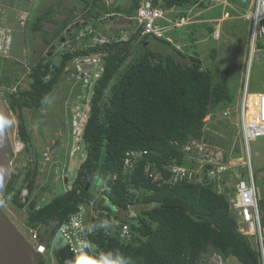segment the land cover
<instances>
[{"label": "trees", "instance_id": "1", "mask_svg": "<svg viewBox=\"0 0 264 264\" xmlns=\"http://www.w3.org/2000/svg\"><path fill=\"white\" fill-rule=\"evenodd\" d=\"M81 1L85 3L84 7L90 5L88 13L92 16L100 15V10L129 15L139 6V0L121 4L115 0L108 6L96 1ZM194 1L151 0V3L168 9L181 8ZM49 10L43 14H48ZM82 14L90 15L83 11ZM44 15L36 16L33 30L41 29L40 21ZM75 16L70 9L50 36L43 31L45 43L52 45L51 39L55 37L56 40ZM140 30L126 39L116 32L102 30L107 41L97 42L88 49L60 52L58 63L42 54L29 67L28 87L3 93L11 109L17 112L18 138L27 148L31 142L22 111L28 108L36 113L44 106L71 59L81 54L101 55L102 70L93 87L82 132L86 156L76 169L70 187L37 207L39 196L32 193L36 187L38 153L32 147V162H29L32 166L26 169L23 184L16 188L17 175L11 174L1 191L2 197L6 199L11 195L25 208L26 224L39 237L52 221H55L54 233L87 200H93V209L115 212V219L128 224L129 238L126 240L119 232L120 225L108 227L91 217L92 227L87 236L92 247L80 251L71 264H76L82 256L97 262L110 257L122 258L128 264H199L202 253L208 250L223 258L234 256L242 264H261L258 249L237 230L225 196L214 192L211 184L198 186L182 181L172 187L167 184L156 186L143 177L141 164L131 174L122 176V159L129 149H147V158L157 163L173 157L181 162L178 145L191 137L206 134L202 131L204 117L216 107L225 108L233 102L227 84L224 81L214 83L210 72L201 67L197 55H184L172 48L179 57L187 58L184 62L172 53H161L144 46L148 36L170 44L152 33L139 38ZM232 156L239 157V150ZM93 174H99L96 180L91 178ZM113 174H116L115 179L111 177ZM22 188L27 190L23 200L20 199ZM49 188L48 185L41 186L42 191ZM137 203L146 207L136 211L135 217L121 218L117 214L125 215L128 205ZM53 256L55 264H62L55 250ZM44 258L39 264H45Z\"/></svg>", "mask_w": 264, "mask_h": 264}, {"label": "rangeland", "instance_id": "2", "mask_svg": "<svg viewBox=\"0 0 264 264\" xmlns=\"http://www.w3.org/2000/svg\"><path fill=\"white\" fill-rule=\"evenodd\" d=\"M94 1L100 4L98 0ZM116 1L119 4L125 1L127 3V0ZM241 1L249 0H225L219 3H214L212 0H196L181 8L172 7L173 10L164 13L165 20L161 19L159 22L162 27L161 37L167 40L170 45L148 36L144 46L161 53H172L175 58L184 62L187 61V58L179 57L173 52L172 48L178 49L184 55H197L201 60V67L210 72L214 83L224 81L227 84L233 99L230 106L234 107L235 102L240 99L243 84L246 83V91L249 93L264 91V59L258 60L254 55H250L248 51L249 24L244 19L245 12L238 6ZM82 5L83 1L81 0H32L29 9L24 12L26 16L24 15L21 20V24L24 23L23 25H9L8 23V26H4V24H0V115L2 121L9 122L5 129L11 143V148L6 152L7 179L11 174L17 175L15 187H21L26 169L32 166L29 162H32L31 149L33 147L38 153L36 187L32 193V195L38 194L39 196L37 207H40L61 191L62 185L59 179L61 162L64 157L67 158L68 153L65 151V147L59 145L54 149L52 144L54 145L53 142L58 137V133L65 132L67 121H71L72 116H78L85 111L86 106L89 104V95L88 93L77 95L75 91H71L69 89L72 83L71 78L67 80L66 74L62 73L43 107L36 113L28 108L22 111L25 129L31 142L25 148L18 138L17 112L11 109L3 93L18 87H28L30 81L27 75L29 67L42 54H45L47 59L52 60L54 63H58L57 54L61 50L57 48V44L55 45L57 43L54 40L55 37L51 39L52 45H47L43 39V31L50 36L53 29L61 23L70 9L76 7L72 12L73 15L75 13L77 15L82 12L80 10ZM47 9L49 13L44 15L43 13ZM8 10L10 19L13 12L11 9ZM41 14L44 15L40 21L41 29L33 30L32 23L36 16ZM114 21L105 22L102 29L107 30L109 33L116 32L123 39L128 38V35L133 33L134 26L131 22L127 23L120 19ZM112 28H114L113 32ZM67 64L70 65L71 60ZM248 103L251 111L259 108L261 110H258V112L264 111V94H249ZM223 111L224 108L218 106L203 119L208 123L211 122V126H207L208 129L205 128L209 142L221 147L228 156H232V153H235L238 149L240 156L243 157L242 139L237 126L238 112H235L234 108L229 114H224ZM82 152L85 155V148L80 146L70 156V162L67 164L68 185L72 183L78 165L84 160L85 156L81 155ZM248 152L256 185L260 220L264 223V136L250 139ZM45 153L48 154V158L44 157ZM241 161L239 160V163L235 166L238 171L226 175L230 186L235 184L237 177H241L246 172V169L242 168V164H240ZM40 168L42 170H39ZM98 176L99 174H93L91 178L96 180ZM44 185H48L50 188L47 191H42L41 186ZM24 189L22 188L20 192L21 200L27 194L26 192L24 195ZM98 201H101V199L98 198ZM130 207L138 212L146 205L137 203ZM0 210L20 234L26 240H29V229L31 228L26 224L28 214L25 208L18 205L11 195L4 199L0 194ZM87 211L89 212V210ZM113 214L115 212L101 209L93 210V216L97 219V222L108 227H112ZM117 214H120V212ZM88 227H92L90 218L88 219ZM247 238L251 246L258 249L259 241L257 243L256 238L251 235ZM32 244L34 245V243ZM45 253L47 254V257L44 258L45 264H51L47 249ZM52 259L55 264V258ZM199 264L242 263L234 256L223 258L213 250H208L202 253Z\"/></svg>", "mask_w": 264, "mask_h": 264}, {"label": "built area", "instance_id": "3", "mask_svg": "<svg viewBox=\"0 0 264 264\" xmlns=\"http://www.w3.org/2000/svg\"><path fill=\"white\" fill-rule=\"evenodd\" d=\"M88 1L92 2L94 0ZM114 1L98 0L100 5L103 6H108L114 3ZM212 1L219 3L225 0ZM87 6L90 7V5ZM171 8L163 9L157 5H152L151 0H139V6L129 15L111 10L105 12L100 10V15L92 16L93 14L88 13L89 8L87 7L85 12L90 15L80 14V16L70 22L63 32L58 35L59 37L57 36V43L55 45L57 44V48L63 52L74 51L78 48L88 49L87 47L95 45L97 42L102 43L107 41L108 37L101 33L103 30L102 25L110 20L116 21V19L124 20L127 23L131 22L134 26L133 32L140 28L139 38L145 33H152L156 37L162 38V27L159 22L161 19L165 20L166 16L164 13L173 10ZM244 19L249 24L248 51L256 59H264V0H251L249 8L244 13ZM85 37H88L87 40H84ZM121 38L123 39V37ZM100 56L97 53L81 54L71 59V64H67L64 67L67 80L71 78L70 80L72 82L69 89L75 91L77 95H80V93H88L89 101L95 81L99 77L102 69ZM85 64H92V67L82 68ZM252 93L264 94V91ZM252 93L247 92L246 83L243 84L238 105H234V107L229 105L223 111L224 114H229L232 108H234V111L238 112L237 126L242 139L243 157L228 156L221 147L210 143L205 128L207 126L210 127L211 122L208 123L205 120L202 131L206 134H203L199 138L191 137L181 145L175 142L178 145L179 151L182 153L181 162H177L176 158L173 157L170 160L168 159L167 161L157 163L147 158V149H129L124 153L122 159L121 174L123 177L127 176L141 164L143 177L147 178L150 183L156 186L167 184L169 187H172L182 181L198 186L211 184L214 192L225 196L230 214L234 217L236 215L237 230L243 235L254 236L257 243L259 241L258 251L260 253L261 264H264V227H262L260 221L256 185L248 152L249 140L264 136V111H251L248 103V95ZM89 109L90 105L88 104L84 112H81L78 116H72L71 121H67L65 132L62 134L58 133V137L53 142L54 145L52 144L54 149L59 145L65 147L64 149L68 153L67 158L64 157L62 159L59 176L60 184L62 185L61 191L63 192L70 187L67 180V164L70 162V156L80 146H83L81 145L83 143L82 132ZM81 155L85 156L83 152ZM45 156L48 158L47 153L44 154ZM239 160H242L240 164H242V168L246 169V172L245 174L242 173L243 175L241 177H237L235 184H231L230 186L228 185L226 175L238 171V169H235V166H237ZM39 170L42 169L40 168ZM111 177L115 179L116 174H113ZM26 192L27 190L24 189V195ZM130 206L128 205L125 215L120 213L119 216L121 218L122 216H126L128 219H131L136 216L135 210ZM93 207V200L85 201L79 205L78 210L72 212L58 227V230L62 232V236L65 238V243L69 246V250L74 256H77L80 251L90 246L87 236L90 230L88 227V219L91 217L94 218ZM86 208H89L87 209L89 212ZM118 225H120L119 232L121 236L127 240L129 238L128 224L124 222L120 223L119 220L113 217L112 226ZM29 237L34 242L35 248L42 252V257L47 256L45 251L46 249L48 250L50 262L53 264V246L50 244L45 250L42 249L38 243V236L32 229H29Z\"/></svg>", "mask_w": 264, "mask_h": 264}, {"label": "water", "instance_id": "4", "mask_svg": "<svg viewBox=\"0 0 264 264\" xmlns=\"http://www.w3.org/2000/svg\"><path fill=\"white\" fill-rule=\"evenodd\" d=\"M92 64H85L82 68H90ZM0 121H2L0 115ZM11 148L5 126L0 127V194L7 180L8 164L6 152ZM55 221H52L42 236L39 245L47 246L53 234ZM51 244L62 264H71L74 260L69 246L60 230L55 231ZM42 259L41 251L35 250L20 234L6 215L0 210V264H39Z\"/></svg>", "mask_w": 264, "mask_h": 264}, {"label": "crops", "instance_id": "5", "mask_svg": "<svg viewBox=\"0 0 264 264\" xmlns=\"http://www.w3.org/2000/svg\"><path fill=\"white\" fill-rule=\"evenodd\" d=\"M31 1L32 0H0V24H4V26H8V23L9 25H23L24 23L21 24V20L24 18V15L26 16L24 12H27V9H29ZM250 3L251 0L244 2L241 1L238 6L241 7V9L245 12L246 8L250 6ZM8 9H11L13 12V15L10 19L8 16ZM235 103L236 104L234 105H238L239 101Z\"/></svg>", "mask_w": 264, "mask_h": 264}, {"label": "clouds", "instance_id": "6", "mask_svg": "<svg viewBox=\"0 0 264 264\" xmlns=\"http://www.w3.org/2000/svg\"><path fill=\"white\" fill-rule=\"evenodd\" d=\"M84 3V2H83ZM89 8V6H87V4H86V6L84 7V4L82 5V10L81 11H83V12H85V9L86 8ZM75 8L76 7H73V9H72V11H74L75 10ZM77 10H79V9H77ZM76 14V13H75ZM80 14H82V12L81 13H79V14H77L76 16H75V18L76 17H78V16H80ZM74 18V19H75ZM74 19H72V21L74 20ZM72 21H70V22H72ZM91 68V67H90ZM102 70V69H101ZM93 92V91H92ZM91 95H92V93H91ZM91 97V96H90ZM88 115V114H87ZM205 121V120H204ZM9 122L8 121H0V127H4V126H7V124H8ZM81 145H83V147H84V143H81ZM85 148V147H84ZM85 156H86V150H85ZM85 158V157H84ZM261 221V220H260ZM113 227V226H112ZM262 227H264V226H262ZM90 228V227H89ZM58 230V228L55 230V231H57ZM55 233V232H54ZM53 233V234H54ZM37 234V233H36ZM45 234V233H44ZM43 234V235H44ZM53 234H52V236H53ZM38 236V235H37ZM52 236H51V238H52ZM41 238H42V236L41 237H39L38 236V243H40V240H41ZM51 238L49 239V241H48V243H47V246L46 247H48L50 244H51ZM35 250H39V249H36L35 247V245H33L32 243H34L33 241H31V239H30V237H29V240H26ZM52 245V244H51ZM40 246V245H39ZM41 247V246H40ZM45 247V248H46ZM92 246H91V244H90V246L89 247H87V248H91ZM42 249H44L45 250V248H43V247H41ZM40 251V250H39ZM41 254H42V252H41ZM260 255V254H259ZM74 256V255H73ZM75 257V256H74ZM76 264H128V262L126 261V260H124V259H122V258H116V259H112V258H110V257H108V258H104L101 262H97V261H94V260H91V259H89V258H87L86 256H82L80 259H78L77 261H76Z\"/></svg>", "mask_w": 264, "mask_h": 264}, {"label": "bare ground", "instance_id": "7", "mask_svg": "<svg viewBox=\"0 0 264 264\" xmlns=\"http://www.w3.org/2000/svg\"><path fill=\"white\" fill-rule=\"evenodd\" d=\"M185 38H186V37H185ZM260 107H261V106H260ZM256 110L258 111V110H261V109L259 108V109H256ZM253 111H254V110H253Z\"/></svg>", "mask_w": 264, "mask_h": 264}, {"label": "flooded vegetation", "instance_id": "8", "mask_svg": "<svg viewBox=\"0 0 264 264\" xmlns=\"http://www.w3.org/2000/svg\"><path fill=\"white\" fill-rule=\"evenodd\" d=\"M114 19H115V17H114Z\"/></svg>", "mask_w": 264, "mask_h": 264}]
</instances>
